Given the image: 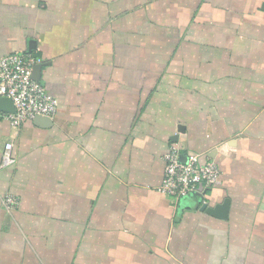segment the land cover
Here are the masks:
<instances>
[{
    "label": "crops",
    "instance_id": "obj_1",
    "mask_svg": "<svg viewBox=\"0 0 264 264\" xmlns=\"http://www.w3.org/2000/svg\"><path fill=\"white\" fill-rule=\"evenodd\" d=\"M12 53L58 109L0 120V264H264V0H0ZM170 146L217 184L158 194Z\"/></svg>",
    "mask_w": 264,
    "mask_h": 264
},
{
    "label": "built area",
    "instance_id": "obj_2",
    "mask_svg": "<svg viewBox=\"0 0 264 264\" xmlns=\"http://www.w3.org/2000/svg\"><path fill=\"white\" fill-rule=\"evenodd\" d=\"M38 60L30 54L12 53L0 58V98L11 100L14 113H0V120L17 128L35 117L53 118L58 109V101L49 94L42 84L32 78V70ZM13 144L6 142L1 155V168L14 164ZM183 153L176 146H170L163 156L164 169L161 184L156 192L171 200H181L190 193L219 181L220 170L214 161L203 160L199 154ZM6 210H13L18 201L12 195L2 199Z\"/></svg>",
    "mask_w": 264,
    "mask_h": 264
},
{
    "label": "water",
    "instance_id": "obj_3",
    "mask_svg": "<svg viewBox=\"0 0 264 264\" xmlns=\"http://www.w3.org/2000/svg\"><path fill=\"white\" fill-rule=\"evenodd\" d=\"M28 54H30V53H28ZM40 69H41L40 65H36V67L34 68V73H33V75H34L33 79L34 80H37ZM1 112L7 113V114H13L14 113V107H13L11 100H9L7 98H0V113ZM34 119L38 123L39 122H49V120H50L49 118H46V117H35ZM178 129H179L178 132H180L182 129V126L178 127ZM175 139L176 138H174V140ZM181 160L184 161L185 158L182 157ZM209 186H212V185H209ZM202 189H203V186L200 185L198 190L201 191ZM201 210H203V211L205 210V213H207L213 217L225 220L227 218L228 200H225V202H223L220 205H216L214 208H207V206L204 204V205H202Z\"/></svg>",
    "mask_w": 264,
    "mask_h": 264
}]
</instances>
